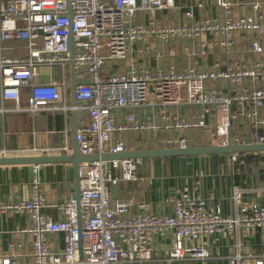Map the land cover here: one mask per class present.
Listing matches in <instances>:
<instances>
[{
	"label": "built area",
	"instance_id": "1",
	"mask_svg": "<svg viewBox=\"0 0 264 264\" xmlns=\"http://www.w3.org/2000/svg\"><path fill=\"white\" fill-rule=\"evenodd\" d=\"M214 3L221 9L220 20L184 26L162 25L155 16L157 11L173 7V0H0V41L16 39L26 47L25 55L0 57V96L18 103L19 87L27 84L26 109L30 113L44 107L67 109L58 103L69 87L70 38L74 97L87 113V121L75 132L81 155L125 152L128 147L121 135L130 132H178L159 139L165 147H186L193 128L209 133L216 146H226L229 141L234 145L264 143V132L257 130L264 126V85H255L264 80V0ZM243 6L248 11L237 14L236 7ZM139 13L147 15L146 22L134 20ZM239 32L254 36L249 40L253 60L248 64L227 63L225 69L213 72L191 65L167 71L131 64L110 69L106 65L125 60L130 44L148 37L162 42L176 37L192 41L186 53L204 56L209 34L227 53ZM42 67L57 68L58 80L40 82L37 77ZM217 78L224 79L232 90L208 86V80ZM246 104L252 108H245ZM180 105L200 109L185 119L173 113L172 108ZM147 106L156 111L151 110L144 120L138 118L135 111ZM123 108L128 111L120 118L118 111ZM208 115L214 117L213 123ZM242 116L252 121L250 139L231 133L228 138L232 121ZM137 164V158L80 164L78 201L71 195L60 203L47 201L38 178H33L28 198L0 205V212L26 214L28 224L19 232L31 238L29 260H17L19 253H0V264H150L154 239L169 231L168 261L194 259L200 263L209 253L203 245L193 243L203 238L228 232L246 239L254 228L264 235V204L254 201L240 202L234 213L223 215L218 206L185 195L174 202L173 213L166 215L152 212L145 201L113 198L109 186L137 180ZM239 196L235 189L233 198ZM46 208L56 209L60 216L53 217ZM240 259L236 252L230 262L237 264ZM254 264L263 262L256 259Z\"/></svg>",
	"mask_w": 264,
	"mask_h": 264
},
{
	"label": "crops",
	"instance_id": "2",
	"mask_svg": "<svg viewBox=\"0 0 264 264\" xmlns=\"http://www.w3.org/2000/svg\"><path fill=\"white\" fill-rule=\"evenodd\" d=\"M174 6L157 11L155 16L162 25L190 26L206 19H221V9L214 0H173ZM236 13H245L247 7H236ZM135 21L146 22L147 15L139 13ZM253 35L239 32L234 37V44L226 51L214 43L211 35L205 39L210 45L204 56L186 53V46L192 41L180 37L162 42L155 37H148L130 44V51L125 60L106 63L108 68H125L128 64L136 68H148L152 71H167L170 67L182 70L192 66L197 70L213 72L223 70L227 63H249L253 55L249 50V40ZM254 37V36H253ZM25 43L16 39L0 41V57L25 55ZM264 57V55H262ZM37 79L49 82L53 79L51 70L39 69ZM208 86L225 92L232 90L224 79H210ZM255 84V83H254ZM264 85V80L256 82ZM30 86L19 87V101L3 99L0 96V156L7 157H49L48 162L31 169L30 164L0 165V205L15 203L29 197L32 180L37 177L40 190L46 200L60 203L70 195L76 198V180L72 159L76 147L75 132L87 121V113L81 107L82 102L73 99L69 87L65 89L59 105L67 109L52 110L47 107L33 113L27 111ZM18 105V109L16 106ZM76 106V107H75ZM245 108H252L246 104ZM200 109L199 106L180 105L172 108L173 113L185 119ZM156 111L147 106L137 109L138 118L144 120L147 114ZM128 109L118 111V116ZM158 118L156 117L155 120ZM209 122L214 117L207 116ZM251 119L242 116L232 121L231 135L247 141L253 129ZM264 132V126L257 129ZM176 131H163L159 134L150 132L124 133L122 140L128 150H142L165 147L159 139L164 136L177 135ZM186 147L212 145V138L203 129H191L187 135ZM62 159H66L62 161ZM264 152L239 153L234 159L228 154H204L187 157L140 158L136 168L137 180L120 181L110 185L113 198L132 199L134 202L145 201L150 210L158 214L171 215L174 202L182 197L201 198L210 206H218L223 215L235 212L240 202H257L264 204ZM239 189L240 196L235 200L233 192ZM135 210V209H134ZM45 211L57 218L59 212L54 208ZM28 224L24 213L0 212V253L12 255L19 253L20 262L29 260L30 236L20 233L19 229ZM59 246V238L54 237ZM237 238V239H236ZM20 243L21 246L14 245ZM193 244L203 245L209 256L200 263L194 259L169 260L168 249L171 245L170 231L164 237H156L153 242V256L150 264H232V256L238 252L241 259L237 264H254L261 259L264 264V235L260 228H254L248 238L236 237L233 233L215 234ZM237 245V246H236Z\"/></svg>",
	"mask_w": 264,
	"mask_h": 264
},
{
	"label": "water",
	"instance_id": "3",
	"mask_svg": "<svg viewBox=\"0 0 264 264\" xmlns=\"http://www.w3.org/2000/svg\"><path fill=\"white\" fill-rule=\"evenodd\" d=\"M69 52H70V61H69V73H70V90L74 97V90L76 86V80L74 77V66H73V48L71 39L69 38ZM48 69L46 67L40 68ZM49 70V69H48ZM53 74V79L58 80L59 72L58 69L51 70ZM228 138H230V132L228 133ZM256 153V152H264V143H248V144H232L230 141L226 146H216V145H209V146H199V147H158V148H151V149H142V150H130L125 152L119 153H111V154H103V155H88L84 156L81 155L78 151V147L76 144L74 154L72 159L66 160L62 159V161H70L74 167L75 173V180H76V200L79 199V167L80 164L87 162V161H95V160H113V159H125V158H170V157H187V156H194V155H204V154H228L231 156L232 154H239V153ZM49 157H7V156H0V165H8V164H30L31 169H34L35 165L48 162ZM78 210V225H80L79 221V205L77 204Z\"/></svg>",
	"mask_w": 264,
	"mask_h": 264
},
{
	"label": "rangeland",
	"instance_id": "4",
	"mask_svg": "<svg viewBox=\"0 0 264 264\" xmlns=\"http://www.w3.org/2000/svg\"><path fill=\"white\" fill-rule=\"evenodd\" d=\"M110 63H111V61H110ZM211 143H212V145H214V144H215V142H214V141H212ZM261 166H264V164L262 163V164H261Z\"/></svg>",
	"mask_w": 264,
	"mask_h": 264
}]
</instances>
